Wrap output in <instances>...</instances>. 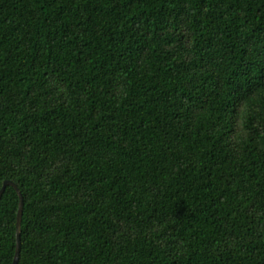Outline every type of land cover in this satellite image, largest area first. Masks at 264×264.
Here are the masks:
<instances>
[{"label": "trees", "instance_id": "16d2710c", "mask_svg": "<svg viewBox=\"0 0 264 264\" xmlns=\"http://www.w3.org/2000/svg\"><path fill=\"white\" fill-rule=\"evenodd\" d=\"M6 180L18 264H264V0H0Z\"/></svg>", "mask_w": 264, "mask_h": 264}, {"label": "water", "instance_id": "95a60500", "mask_svg": "<svg viewBox=\"0 0 264 264\" xmlns=\"http://www.w3.org/2000/svg\"><path fill=\"white\" fill-rule=\"evenodd\" d=\"M7 186H11L16 191L18 198H19V205H18V213H17V223H16V248L13 257L12 264H18L20 252H21V223H22V214H23V206H24V199L23 195L19 189V187L10 180L4 181L1 189H0V199L6 189Z\"/></svg>", "mask_w": 264, "mask_h": 264}]
</instances>
